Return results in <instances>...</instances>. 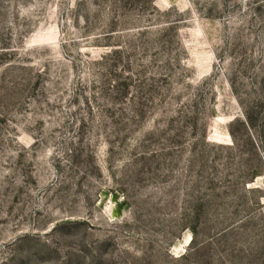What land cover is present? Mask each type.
<instances>
[{
	"label": "rangeland",
	"instance_id": "1",
	"mask_svg": "<svg viewBox=\"0 0 264 264\" xmlns=\"http://www.w3.org/2000/svg\"><path fill=\"white\" fill-rule=\"evenodd\" d=\"M0 264H264V0H0Z\"/></svg>",
	"mask_w": 264,
	"mask_h": 264
}]
</instances>
